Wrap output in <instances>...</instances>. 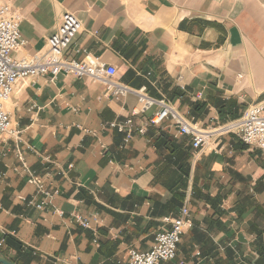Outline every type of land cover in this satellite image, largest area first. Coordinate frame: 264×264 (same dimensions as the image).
Listing matches in <instances>:
<instances>
[{"label": "crops", "instance_id": "0c3cea01", "mask_svg": "<svg viewBox=\"0 0 264 264\" xmlns=\"http://www.w3.org/2000/svg\"><path fill=\"white\" fill-rule=\"evenodd\" d=\"M5 5L22 16L26 45L13 53L15 61L46 53L63 14L71 13L82 30L68 58H98L130 92L114 97L102 82L72 74L17 84L5 109L20 141L0 142V252L17 264H126L129 251L153 247L186 180L187 203L195 183L211 198L227 195L221 205L227 214L211 225V207L189 203L194 228L168 264H225L227 247L236 250V262L250 258L237 247H248L254 236L232 207L243 185L253 194L264 183V161L255 155L264 154L234 134L196 153L171 120L149 126L160 108L143 111L139 92L168 100L203 129L240 120L264 101V0H0ZM129 119L147 132L126 142L110 125ZM159 139L192 158L163 155ZM18 152L47 190L59 192L43 209L29 204L45 198L28 184ZM256 197L264 203V193ZM74 214L91 228L78 225ZM199 236L213 249L201 257Z\"/></svg>", "mask_w": 264, "mask_h": 264}, {"label": "built area", "instance_id": "2783aa9c", "mask_svg": "<svg viewBox=\"0 0 264 264\" xmlns=\"http://www.w3.org/2000/svg\"><path fill=\"white\" fill-rule=\"evenodd\" d=\"M21 22L20 13L13 12L8 5L0 7V142L5 138L20 141V133L13 129L5 109L20 81L43 75H50L54 79L60 74H72L79 78L87 77L102 82L114 97L126 96L130 92L128 87L112 81L117 73L116 69L101 63L98 58L89 55H85L82 61L68 58L70 47L82 30L81 21L71 13L63 14L57 32L48 39L46 53L15 61L12 58L13 53L26 45L20 31ZM139 102L143 111L154 105L160 108L149 120V126H159L165 120H171L179 135L191 139L196 153L209 145L215 135L224 132L237 135L244 145L264 154V101L249 106L240 120L223 128L213 129L211 132L199 130L197 125L181 115L166 99L157 101L141 91ZM110 127L125 133L126 142L132 138L134 132L142 136L147 132L144 127L136 128L132 119L121 124L113 123ZM17 157L22 163V171L28 177V184L34 186L45 198L39 204L34 202L29 204L43 209L59 192L47 190L44 181L27 166L21 152H18ZM22 200L27 202L25 198ZM73 218L84 229L91 228L89 219L79 214H74ZM93 219L98 221L96 216ZM163 223V229L155 235L153 247L146 252L129 251L126 264H168L176 260L182 237L192 226L189 203L184 204L177 216L166 217Z\"/></svg>", "mask_w": 264, "mask_h": 264}, {"label": "trees", "instance_id": "16d2710c", "mask_svg": "<svg viewBox=\"0 0 264 264\" xmlns=\"http://www.w3.org/2000/svg\"><path fill=\"white\" fill-rule=\"evenodd\" d=\"M239 118L237 117L236 120ZM224 125V124H223ZM171 140V139H168ZM173 141V140H171ZM170 142L159 139V145L158 148L160 149L161 153L163 155L166 154V156H172L179 158L185 156L187 160H190L192 158V155L188 151H186L184 154H182L181 151L178 150V147L173 143L171 146L169 144ZM246 147V146H245ZM178 150V152H177ZM260 155L261 153H257ZM259 161H263L262 159H259ZM180 169L183 171V176L185 179L188 178L189 173L183 169V166H180ZM254 193H250V189L243 185V188H241L235 195V201L233 203L232 211L237 214V221L239 223L245 224L247 227L248 234L254 236L253 242L248 246L244 248L237 247V252H239L241 255L244 256L245 252H248L251 257H243V260L241 261H234L233 260V253H235L236 250H233L231 248H226L225 252L227 255V260L225 261V264H264V203L260 202L256 195L261 196L264 193V183L257 184L253 188ZM256 194V195H255ZM188 196V184L186 180H182L180 182V187L176 192L173 194L172 199L169 202V207L174 209V213L170 217H175L179 214L181 208L184 206L186 199ZM227 195H223L220 197L211 198V196L208 193H205L201 190H199L195 183L193 185L191 195L189 198V203L191 204L193 201H204L207 205H209L214 211V215L211 219V225H217L219 226L222 222L221 219L224 217L227 212L221 209V205L223 200L227 199ZM176 208H179L176 212ZM192 222L191 230L194 228V223ZM219 229V228H217ZM184 237V236H183ZM182 237V238H183ZM181 244V243H180ZM194 245L199 248V257L209 254L210 251H212V247L208 241L202 237L199 236L196 241L194 242ZM5 258H7L2 252H0ZM14 264H17L16 262L12 261Z\"/></svg>", "mask_w": 264, "mask_h": 264}, {"label": "rangeland", "instance_id": "374dc122", "mask_svg": "<svg viewBox=\"0 0 264 264\" xmlns=\"http://www.w3.org/2000/svg\"><path fill=\"white\" fill-rule=\"evenodd\" d=\"M224 126H217V127H210L209 129H203V128H201L200 126H198V128H199V130H203V131H212L213 129H220V128H223ZM219 133V132H218ZM219 134H224V135H215L212 139H211V142L215 139V138H217V139H221L222 137H228V136H231V135H233V134H231V133H224V132H220ZM235 135V134H234ZM219 136V137H218ZM210 142V143H211ZM256 156H258V158L259 159H262L263 161H264V155H262V154H260V155H258L257 153L255 154Z\"/></svg>", "mask_w": 264, "mask_h": 264}, {"label": "water", "instance_id": "95a60500", "mask_svg": "<svg viewBox=\"0 0 264 264\" xmlns=\"http://www.w3.org/2000/svg\"><path fill=\"white\" fill-rule=\"evenodd\" d=\"M0 264H14L12 261L5 258L2 254H0Z\"/></svg>", "mask_w": 264, "mask_h": 264}]
</instances>
